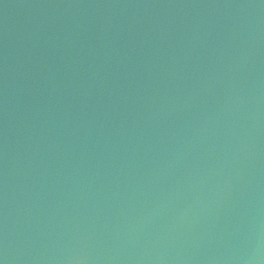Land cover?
Segmentation results:
<instances>
[{
    "label": "water",
    "instance_id": "water-1",
    "mask_svg": "<svg viewBox=\"0 0 264 264\" xmlns=\"http://www.w3.org/2000/svg\"><path fill=\"white\" fill-rule=\"evenodd\" d=\"M0 264H264V0H0Z\"/></svg>",
    "mask_w": 264,
    "mask_h": 264
}]
</instances>
